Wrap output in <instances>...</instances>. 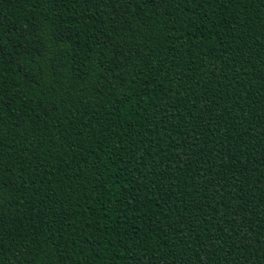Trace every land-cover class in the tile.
I'll use <instances>...</instances> for the list:
<instances>
[{
	"label": "trees",
	"instance_id": "16d2710c",
	"mask_svg": "<svg viewBox=\"0 0 264 264\" xmlns=\"http://www.w3.org/2000/svg\"><path fill=\"white\" fill-rule=\"evenodd\" d=\"M0 264H264V0H0Z\"/></svg>",
	"mask_w": 264,
	"mask_h": 264
}]
</instances>
